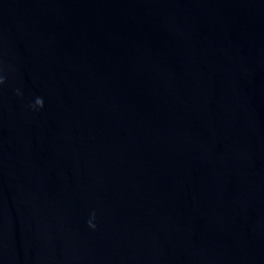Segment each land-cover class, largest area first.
<instances>
[{
	"label": "water",
	"instance_id": "water-1",
	"mask_svg": "<svg viewBox=\"0 0 264 264\" xmlns=\"http://www.w3.org/2000/svg\"><path fill=\"white\" fill-rule=\"evenodd\" d=\"M0 264H264V0H0Z\"/></svg>",
	"mask_w": 264,
	"mask_h": 264
},
{
	"label": "clouds",
	"instance_id": "clouds-1",
	"mask_svg": "<svg viewBox=\"0 0 264 264\" xmlns=\"http://www.w3.org/2000/svg\"><path fill=\"white\" fill-rule=\"evenodd\" d=\"M2 80H3V77H0V82H2Z\"/></svg>",
	"mask_w": 264,
	"mask_h": 264
}]
</instances>
